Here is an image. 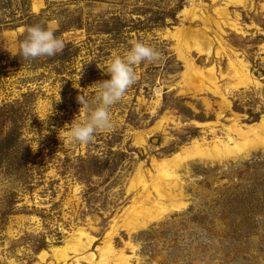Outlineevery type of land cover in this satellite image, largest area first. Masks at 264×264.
<instances>
[{
  "label": "rangeland",
  "instance_id": "obj_1",
  "mask_svg": "<svg viewBox=\"0 0 264 264\" xmlns=\"http://www.w3.org/2000/svg\"><path fill=\"white\" fill-rule=\"evenodd\" d=\"M35 25L63 51L19 55ZM136 41L160 60L135 66L111 130L70 142L77 97ZM225 49L251 83L233 87ZM263 118L264 0H0V264H264V147L170 163Z\"/></svg>",
  "mask_w": 264,
  "mask_h": 264
},
{
  "label": "clouds",
  "instance_id": "obj_2",
  "mask_svg": "<svg viewBox=\"0 0 264 264\" xmlns=\"http://www.w3.org/2000/svg\"><path fill=\"white\" fill-rule=\"evenodd\" d=\"M64 48V40L56 36L52 29L35 25L27 29V36L19 45V55L25 60L52 57L61 53ZM160 58L159 51L142 41L134 42L123 56L113 57L107 68L111 78L98 83V92L94 99L89 100L83 95L77 97L86 116L81 120L74 118L66 138L72 143L88 144L95 139L97 133L111 130L112 107L137 82L135 66L143 62L155 63ZM27 123L30 125L31 116Z\"/></svg>",
  "mask_w": 264,
  "mask_h": 264
},
{
  "label": "bare ground",
  "instance_id": "obj_3",
  "mask_svg": "<svg viewBox=\"0 0 264 264\" xmlns=\"http://www.w3.org/2000/svg\"><path fill=\"white\" fill-rule=\"evenodd\" d=\"M185 11L187 12V10H184L183 12L186 13ZM224 14H225V12H224ZM194 19H197V16H195ZM225 51L230 52V54L227 53V54H229L228 57H229L230 78L236 81V84H235L236 86H233V87H238V86L247 85V84L251 83V80H250V77L248 74L249 69H248L247 64L242 59L236 58L235 60H233L232 55L234 52L232 50H228V49L226 50L225 49ZM210 53L211 52L209 51V54ZM237 57H238V55H237ZM187 66L190 67L192 65L188 62ZM192 67H191V69H193ZM196 70H198V69H196ZM212 71H214V68L211 69V73H212ZM196 73L198 74V77L200 79L204 80L206 78L204 76L203 71H197ZM212 80H213V78H212ZM216 87H217V89H219V87L217 85H216ZM234 127H233L234 129H231V132H233L237 136L236 138L229 136V140L227 142H225L223 140H216L211 148L205 147V145L200 143L199 141H194L193 144L190 147H188L187 149H185L182 153H180V152L177 153L172 158L173 160H171L170 163H173V165H175L176 167L177 166L179 167L181 162L185 161V159L224 160V159H228L231 157L248 155L252 151H254L255 149H258L260 147H264V118L261 119L259 123L247 126L246 128L239 126V125H236ZM162 165L164 166L165 163H162ZM167 177L172 178V179L175 178L171 174H168ZM150 196H151L150 193L145 195L144 202L149 203V204H154L155 202L153 203L152 201L149 200ZM165 196H166V193L165 194L160 193L161 198H163ZM165 211H162L159 214V216L164 214ZM153 219H154V217H153ZM149 221L150 220H147L146 222L144 221L142 223H144V225L146 226L147 222H149ZM138 226L140 227V225H138ZM142 226H143V224H142ZM82 236H83V233L80 234V237H77V238L75 237L76 242H78L77 247L74 248L75 251L77 252L76 253L77 255H82L83 252L85 251V249H87V245L85 244V242H82V240H81ZM87 238H88L89 242L92 243L93 239L89 238V236H87ZM55 254L58 258V262H60L61 260L66 261L69 258L67 248L56 250ZM80 258L85 259V256H82Z\"/></svg>",
  "mask_w": 264,
  "mask_h": 264
}]
</instances>
